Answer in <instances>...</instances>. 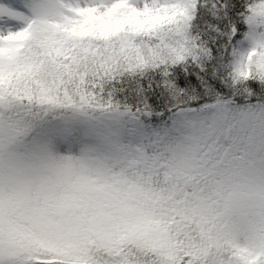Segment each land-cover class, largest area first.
Here are the masks:
<instances>
[{
  "label": "snow or ice",
  "instance_id": "6c2138e0",
  "mask_svg": "<svg viewBox=\"0 0 264 264\" xmlns=\"http://www.w3.org/2000/svg\"><path fill=\"white\" fill-rule=\"evenodd\" d=\"M0 264H264V0H0Z\"/></svg>",
  "mask_w": 264,
  "mask_h": 264
}]
</instances>
